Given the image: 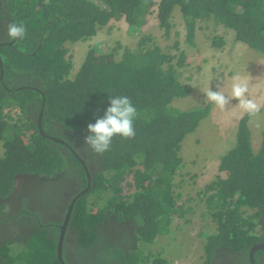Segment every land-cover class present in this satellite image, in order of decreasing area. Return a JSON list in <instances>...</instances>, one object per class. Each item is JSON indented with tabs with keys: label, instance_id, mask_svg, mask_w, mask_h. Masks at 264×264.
<instances>
[{
	"label": "trees",
	"instance_id": "1",
	"mask_svg": "<svg viewBox=\"0 0 264 264\" xmlns=\"http://www.w3.org/2000/svg\"><path fill=\"white\" fill-rule=\"evenodd\" d=\"M177 8L190 47H196L198 23L213 22L233 31L234 42L264 57V0H0V142L5 149L0 158L1 212L9 206L5 201L14 193L17 178L27 177L41 181L36 198L44 196L46 218L56 215L55 204L61 202L46 195L57 192L60 177L74 172L84 186L87 178L81 161L63 153L62 145L50 137L85 138L88 124L104 115L110 97L128 96L138 113L135 138L116 136L107 152L95 155L91 189L75 203L70 222L78 235L79 252L91 254L96 248L93 254L117 264H170L162 254L146 255L142 247L168 235L174 220L184 219L191 210L179 203L175 179L184 176L183 143L209 116L212 105L191 110L173 106L193 91L179 72L188 64L187 56L165 52L149 35L141 37L136 50L125 49L120 61L99 45L91 48L75 78L67 45L86 42L121 20L130 33L136 32L154 14L169 38ZM12 22L25 25L23 39L8 38L7 25ZM225 44L224 37L213 39L214 48ZM43 98L46 136L36 122ZM251 118L245 114L240 119L236 145L220 157L219 177L203 191L217 224L213 233L203 234L205 264H229L230 258L240 260L230 264H250L252 247L264 242V133L256 153ZM24 127L32 132L30 138ZM32 180L22 183L24 189L34 186ZM21 209L40 223L24 243L0 246L2 263L11 264L9 246L23 244L28 256L21 252L15 260L61 264L57 257L60 224L42 222L39 212L27 210L26 204ZM24 215L30 216L22 211L20 217ZM109 221L133 228L134 237L126 239L129 243L109 240L105 228ZM64 250L65 240L62 255L69 264ZM261 253L264 249L254 254L256 264H262Z\"/></svg>",
	"mask_w": 264,
	"mask_h": 264
},
{
	"label": "rangeland",
	"instance_id": "2",
	"mask_svg": "<svg viewBox=\"0 0 264 264\" xmlns=\"http://www.w3.org/2000/svg\"><path fill=\"white\" fill-rule=\"evenodd\" d=\"M154 11L157 12L156 9ZM172 24L171 35L166 38L164 31L159 27L155 14L148 17L146 24L133 33L129 32L127 23L121 20L111 22L109 27L102 29L96 37L86 42L68 44L67 47L70 50L69 55L72 56L73 64L72 77L75 78L80 71L91 48L99 45L103 52L112 51L115 53L114 59L120 61L125 49L136 50L141 37L149 35L155 39V42L165 52L176 55L183 52L187 56L188 64L179 69V72L182 73L181 80L190 84L193 91L187 98L174 101L173 106L177 109L191 110L205 103H211L207 101L205 93L210 88L215 90L218 82L223 83L225 94H230L231 78L234 75L239 74L248 82L250 98L261 106L259 113L249 121L251 141L257 153L264 133V57L249 49L245 44L234 42L235 33L233 31L226 30L220 25H214L213 22L198 23L196 47H190L186 43V31L179 8L174 13ZM217 37H224L226 41L222 48H214L213 46V39ZM176 42L179 43L177 49L175 48ZM116 50L117 52H115ZM66 67H63L64 71ZM237 103L233 100L228 106V110L225 111H221L211 103L212 108L209 116L202 122L196 132L188 135L185 139L182 155L186 167L182 171L184 176L178 175L175 179V186H177L175 191L177 194H181L179 203L184 204L186 209L191 210L184 219L174 220L168 235L159 237L152 245L142 247L146 255L149 253L162 254L170 264H205L204 246L206 235L203 236V234H206V232L213 233L217 224L207 209L203 191L206 186L219 177L220 157L236 145L238 124L246 114L235 107ZM24 128L27 131V138H30L32 132L27 127ZM4 155L5 149L0 142V158ZM223 176L225 174H222ZM74 177L75 173H70L67 178L63 179L62 184L66 179H73ZM18 182L19 179L17 178V185ZM80 182L83 183L81 180ZM66 185H63V189ZM80 186L86 187L83 184ZM52 190L54 191V188ZM61 191L59 187V192H51L46 196L50 199L54 197L50 201L57 200L61 202L63 199ZM54 193L56 195L53 196ZM64 201L55 204L60 207V211L58 209L56 215H53L55 216L54 220L58 223H61L64 218L62 213ZM13 213H11V208L8 207L3 209L2 212L0 211V225H7L11 229L9 237L1 241L0 246L5 243H24L26 238V236H20L13 230L11 224L17 221L13 218H19L21 212L19 210L15 214ZM25 250L23 244L9 246L11 264H24L25 262L22 259L15 260V256L21 252L28 256L29 249ZM261 254L258 259L264 264V253ZM78 256L81 264L109 261L107 258L100 259L96 254L92 256L89 252L83 253L80 251ZM244 259L246 257L242 256V260ZM238 261L240 260L230 258L228 263Z\"/></svg>",
	"mask_w": 264,
	"mask_h": 264
},
{
	"label": "flooded vegetation",
	"instance_id": "3",
	"mask_svg": "<svg viewBox=\"0 0 264 264\" xmlns=\"http://www.w3.org/2000/svg\"><path fill=\"white\" fill-rule=\"evenodd\" d=\"M42 110V109H41ZM41 113V112H40ZM38 124L40 122V115L38 120L36 121ZM68 141H66L67 146L62 145V147L60 148V150H62L63 153H65L66 155L69 156V153H71L72 155H75L76 158L82 162H84V164L86 163L88 166H86V172L91 173L95 171V155L97 153H95L94 151H92V149L84 144V137H80L77 135H73L71 138L67 139ZM88 148H90L89 150H87ZM64 154V155H65ZM91 176V175H90ZM66 177H60L57 186V192H59V187L61 188V194H62V203L66 197V200L64 201V206H63V221L59 224V227H63L64 224L67 221V214L69 211L70 206L72 205L73 201L75 200L76 197H78V195L84 191L87 188V185L85 188L81 187L80 185V179H78L77 177H74L73 179H66L63 182V179ZM19 182L18 185H16L15 191L14 193L10 196L9 200L5 201V203L9 204L8 208H11V213L13 212H18L20 210V212H25L27 214H30V216L28 215H24L19 217V219L12 223V227L13 230H15L17 232V234H19L20 236H29L31 233H33V230L36 229L37 222L38 224L40 223V221L35 222L32 217H31V213L22 210L21 208L26 204V207L28 208V210L30 211H37L39 212L40 217H42L41 221L42 222H47V221H55V216H51L49 219L46 218V215L48 213V209H46L44 207V205L42 204L40 197L36 196L38 195V190H41L40 184L41 181H35L32 180L31 178L27 179V177H19ZM30 180H32V183H35L34 186L30 187L28 185V188L25 187L24 189V185L22 186L23 182H29ZM67 184L66 187L63 189V185ZM35 188V189H34ZM37 191V192H36ZM79 200V199H78ZM77 202V201H76ZM56 206V213L57 210L59 209L60 211V207H58V205ZM65 207V208H64ZM13 213V214H15ZM55 215V214H54ZM71 220V218H70ZM70 220L67 223V229L65 232V258L67 260V262L69 264H81L80 260H79V251H78V242H77V233L76 231L72 228L71 222ZM114 221H109L106 224L105 228L107 229L106 231L109 232V240L116 242V243H129V241H127V238H133L134 234H133V228H129L126 229L124 226H122V224H115L113 225ZM32 228V231H31ZM10 228L7 227V225H0V242L4 241L5 239H7L10 235ZM96 250V248L94 249ZM94 250H91V255L93 254ZM94 256V254H93ZM105 264H117V262L115 261H107L105 262ZM0 264H2V262L0 261ZM84 264V263H83ZM89 264V263H88ZM90 264H97L96 261L92 262Z\"/></svg>",
	"mask_w": 264,
	"mask_h": 264
},
{
	"label": "clouds",
	"instance_id": "4",
	"mask_svg": "<svg viewBox=\"0 0 264 264\" xmlns=\"http://www.w3.org/2000/svg\"><path fill=\"white\" fill-rule=\"evenodd\" d=\"M25 25L12 22L7 25V36L11 40L23 39L26 36ZM207 101L211 102L221 111L228 110L233 100L237 101L235 107L241 109L249 117L256 116L260 111V104L250 98V87L239 74L232 76L230 94L226 95L222 82L216 84L215 90L208 89L205 93ZM137 109L128 96H114L109 98V106L102 117L95 123L87 126L88 135L84 144L98 154L107 152L116 136L123 139L135 138L134 121L137 118Z\"/></svg>",
	"mask_w": 264,
	"mask_h": 264
},
{
	"label": "water",
	"instance_id": "5",
	"mask_svg": "<svg viewBox=\"0 0 264 264\" xmlns=\"http://www.w3.org/2000/svg\"><path fill=\"white\" fill-rule=\"evenodd\" d=\"M0 77L2 79L3 77V62H2V59L0 58ZM44 97V95H43ZM44 108H45V98H43V105H42V110H41V113H40V122L38 124V128H39V132L43 135V136H46L45 133H44V130H43V127H42V118H43V112H44ZM50 139L58 144H61V145H65L67 146V143L66 141H64L63 139H59V138H54V137H50ZM81 164L83 165L85 171L87 170L86 169V166L84 164V162L81 161ZM86 178H87V182H88V185H87V188L82 191L78 197L75 198V200L73 201L72 205L70 206L69 208V211H68V214H67V221L66 223L64 224V226L60 227V237H59V241H58V246H57V257L60 261L61 264H66L64 259H63V255H62V252H63V243H64V238H65V232H66V229H67V223L68 221L70 220L71 218V215H72V212H73V208H74V205L76 203V201L82 197L84 194L88 193L89 190L91 189V176H90V173L87 174L86 172ZM264 249V242H261L257 245H255L254 247H252L250 253H249V261H250V264H256L255 260H254V254L256 252H258L259 250H262Z\"/></svg>",
	"mask_w": 264,
	"mask_h": 264
}]
</instances>
